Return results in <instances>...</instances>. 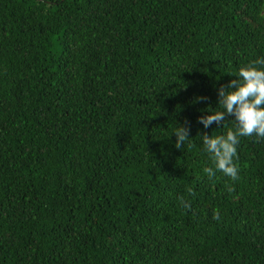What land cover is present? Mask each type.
I'll return each mask as SVG.
<instances>
[{
	"label": "trees",
	"instance_id": "obj_1",
	"mask_svg": "<svg viewBox=\"0 0 264 264\" xmlns=\"http://www.w3.org/2000/svg\"><path fill=\"white\" fill-rule=\"evenodd\" d=\"M261 57L264 0H0V264H264V142L198 121Z\"/></svg>",
	"mask_w": 264,
	"mask_h": 264
},
{
	"label": "clouds",
	"instance_id": "obj_2",
	"mask_svg": "<svg viewBox=\"0 0 264 264\" xmlns=\"http://www.w3.org/2000/svg\"><path fill=\"white\" fill-rule=\"evenodd\" d=\"M207 99L198 97L195 102ZM218 107L221 110H210L212 114L200 116L198 121L207 129L214 122L217 126L227 128L224 134L209 135L205 132L202 136L204 151L209 154L213 166L204 167L203 172L209 178L216 171L223 173L235 181L238 179L239 167L237 164V146L241 137H256L257 142H264V57L242 64L236 77L227 85H222L218 90ZM228 117H234L235 127L224 124ZM176 136L175 147L182 149L190 138V127L180 125L173 132ZM191 147L189 143L187 145ZM226 190L231 193L234 187L226 185ZM190 193L191 189L188 190ZM185 208L190 204L180 198ZM214 219L219 218V211L214 212Z\"/></svg>",
	"mask_w": 264,
	"mask_h": 264
}]
</instances>
